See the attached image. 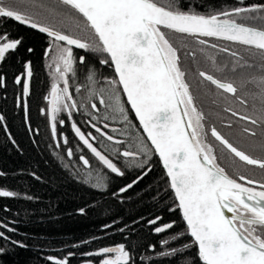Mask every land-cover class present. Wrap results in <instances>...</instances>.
<instances>
[{
    "label": "snow or ice",
    "instance_id": "obj_1",
    "mask_svg": "<svg viewBox=\"0 0 264 264\" xmlns=\"http://www.w3.org/2000/svg\"><path fill=\"white\" fill-rule=\"evenodd\" d=\"M60 6L72 11H65ZM252 13H261V16L249 15L248 19L264 20V4L202 14L196 4L186 3L185 0H168L167 6H161L157 0H0V28L11 20L50 38L45 54L51 61L48 68L53 70L51 74L54 82L47 97L53 136L57 134L60 113L66 112L71 118L73 110L82 106L87 110L83 102L78 104L70 91V77H76L77 63L84 65L86 60L85 56L77 59L73 47L96 54L100 64L114 67L118 79L106 80V87H101L99 91L93 88L89 96L98 97L99 105L108 110L103 116L105 121L115 120L116 115H119L121 123H125L129 122V115L121 96L122 91L150 146L140 138L136 143L137 151H113L131 162L140 161L135 164L138 168L144 167L141 154L149 159L153 153L158 155L201 264H264V181H256L239 173L238 178H233L217 162L216 150L207 139L205 115L197 108L195 97L185 79L186 72L181 67L180 48L184 45H174L164 30L190 37L222 39L264 52V29L247 26L236 19ZM198 43L205 45L207 42L200 39ZM21 46L22 38H10L6 29L0 31V65H4ZM209 46L217 47L215 44ZM27 51L31 53L33 49L28 48ZM221 51L228 49L222 48ZM231 54L236 55L235 52ZM191 55L194 57V53ZM208 59L213 60L210 56ZM199 75L232 97H237L241 88L252 83L241 81L238 86L204 71H200ZM32 76V63L26 61L24 74L17 76L14 81L17 85L24 81V98L30 94ZM86 79L92 85L98 82L94 75L86 74ZM3 86L5 77L0 74V87ZM258 86L259 93L253 94V108L259 115L256 118L241 115L239 118L264 130V77L259 80ZM75 91L79 93L81 88L77 87ZM239 103L244 105L246 101L239 99ZM24 106H27L26 99ZM90 107L96 112L101 111L97 103L90 102ZM232 115L236 116L237 113L233 111ZM4 119L0 115V122ZM59 123L63 124L64 121L60 120ZM92 127L112 144L125 143L102 131L96 124H92ZM71 128L104 168L115 176L125 175V171L113 159L90 142V139L95 141L96 136L91 133L86 136L75 121ZM104 128H109V125L105 123ZM243 131L251 136L257 135L248 128ZM210 134L234 157L264 170V159L246 154L215 127L210 128ZM63 142L68 143L67 137ZM259 147L264 151V144ZM67 156H73L71 149H68ZM80 159L85 168L92 167L88 159L83 156ZM147 171L143 175H147ZM3 175L0 172V176ZM143 175L120 191L127 192L143 179ZM88 177L93 179L91 172ZM94 179L95 187L105 186L103 176L97 175ZM16 196L14 191L0 190V197ZM172 227L170 223L155 231L160 233ZM0 229H5L0 231L2 264V258L10 253L8 245L18 248H25L26 245L6 234L16 230L5 222L0 221ZM179 251L171 249L161 255L175 256ZM88 255L102 257L100 264H130V253L124 245L105 247ZM48 259L51 264H69L67 259Z\"/></svg>",
    "mask_w": 264,
    "mask_h": 264
},
{
    "label": "trees",
    "instance_id": "obj_2",
    "mask_svg": "<svg viewBox=\"0 0 264 264\" xmlns=\"http://www.w3.org/2000/svg\"><path fill=\"white\" fill-rule=\"evenodd\" d=\"M157 2L161 6H167L168 0ZM185 2L196 4L202 14L264 4V0H243L242 3L241 0ZM60 7L65 11H72L64 6ZM249 15L260 17L261 13L244 14L242 18L236 19L264 29V20L248 19ZM4 29L10 33V38H22V46L4 65H0V74L5 77V86L0 87V115L5 118L0 122V172L5 174L0 176V190L17 193L15 198L0 197V221L14 228L15 232L6 234L23 242L26 247L8 245L10 253L2 258V264H51L48 257L67 259L69 264H100L102 257L88 253L119 245H124L129 251L130 264H201L170 190L168 177L156 154L153 153L150 159L141 154L144 167L138 168L135 164L140 161L131 162L113 151H137L136 143L140 138L150 146L122 91L121 96L129 115V122L125 123H121V117L116 114H113L116 115L115 120L105 121L103 116L108 110L99 105L98 97L89 96L93 88L99 91L101 87H106V80L117 79L114 68L100 64L96 54L73 47L74 56L77 59L85 56L86 60L84 65L77 63V75L70 77V91L78 104L83 102L87 110L84 106L79 107L73 110L71 118L66 112L58 115L57 133L68 139L67 144L61 142L57 148L59 154L66 159V163H63L51 150L53 135L47 112V97L54 82L51 74L53 70L48 68L50 57L45 54L50 38L11 20L6 21L0 31ZM164 31L174 45H184L180 48L181 67L186 72V82L189 83L195 102L204 113L209 126L215 127L246 154L264 159V151L259 147L264 144V130L239 118L241 115L253 118L259 115L253 108V94L259 93L258 82L264 77V52L226 41L241 47L240 53L261 56L260 62L246 61L237 54L233 56V52L209 46L225 40ZM200 39L207 43L199 44ZM28 48L33 51L29 53ZM209 56L215 63L208 59ZM26 61L32 63L33 76L30 94L24 98V81L21 85L14 81L17 76L24 74ZM233 68L236 70L233 71ZM200 71L210 73L222 81L234 82L238 86L241 81L252 83H247L246 88L238 91L237 97H232L204 80L199 75ZM86 74L94 75L98 82L92 85L87 81ZM77 87L81 88L79 93L75 91ZM238 98L244 99L246 104H240ZM90 102L97 103L101 111L92 110ZM233 111L237 113L236 116L232 115ZM60 120L64 123L60 124ZM73 121L85 135L92 133L96 136L93 143L125 171L123 177L115 176L104 168L83 145L71 128ZM105 123L109 128H104ZM92 124L102 127L125 143L112 144L97 133ZM244 128L255 131L257 135L251 136L243 131ZM112 129L118 131L114 132ZM210 140L218 156L217 162L227 161L222 167H225L229 175L238 178L239 173L256 181H264V170L234 157L211 134ZM68 149L72 150V157L67 156ZM81 156L89 160L92 166L90 169L83 166ZM149 168L151 171H147ZM145 171L147 175H143ZM89 172L92 173L91 180ZM97 175L105 178L104 187L94 186ZM141 175L143 179L127 192L120 191ZM170 223L173 224L172 228L160 233L155 231ZM164 241L168 243L165 244ZM185 245L189 247L186 248ZM171 249L180 251L175 256L161 255Z\"/></svg>",
    "mask_w": 264,
    "mask_h": 264
},
{
    "label": "rangeland",
    "instance_id": "obj_3",
    "mask_svg": "<svg viewBox=\"0 0 264 264\" xmlns=\"http://www.w3.org/2000/svg\"><path fill=\"white\" fill-rule=\"evenodd\" d=\"M63 85L61 84V87H62ZM50 94V93H49ZM49 96V95H48ZM47 112H48V116H49V120H50V124H51V114H50V105H49V103H47ZM58 119V118H57ZM205 123V122H204ZM205 127H206V130H208V137H207V139H208V142L209 143H211L212 144V142H211V140L209 139V134H210V126H207V124L205 123ZM53 135V134H52ZM91 135H92V133H91ZM87 136V135H86ZM64 136H59L58 135V133L56 134V136H53L52 138H51V150H52V152H53V154L61 161V162H63V163H66V159L61 155V154H59L60 152L58 151V146H57V143L59 142V145H60V143L61 142H63L64 141ZM90 139V138H89ZM91 140V139H90ZM213 145V144H212ZM224 162H227V161H223L222 160V162L221 161H219V164L221 165V166H224Z\"/></svg>",
    "mask_w": 264,
    "mask_h": 264
},
{
    "label": "flooded vegetation",
    "instance_id": "obj_4",
    "mask_svg": "<svg viewBox=\"0 0 264 264\" xmlns=\"http://www.w3.org/2000/svg\"><path fill=\"white\" fill-rule=\"evenodd\" d=\"M215 45H217V47L221 48V49L222 48H226V49H228L229 52H235L238 56L241 57L242 60L252 61V62H260V60H261V56L240 53L239 50L241 51L242 48L238 47V46H235L234 44H231L230 42L223 41V42H220V44H215ZM197 108L200 110V108L198 106H197ZM204 122L207 124V126H209V124H208L206 119H205ZM209 139H210V134H209Z\"/></svg>",
    "mask_w": 264,
    "mask_h": 264
},
{
    "label": "water",
    "instance_id": "obj_5",
    "mask_svg": "<svg viewBox=\"0 0 264 264\" xmlns=\"http://www.w3.org/2000/svg\"><path fill=\"white\" fill-rule=\"evenodd\" d=\"M241 23V22H240ZM242 24H245V23H242ZM245 25H247V26H252V25H249V24H245ZM252 27H255V26H252ZM255 28H257V29H262V28H259V27H255ZM114 68V67H113ZM207 74H210V73H207ZM210 75H212V74H210ZM215 77V76H214ZM215 78H217V77H215ZM117 79H118V77H117ZM218 79V78H217ZM207 81V80H206ZM222 81V80H221ZM209 82V81H208ZM211 83V82H210ZM125 96V98H126V95H124ZM126 100H127V98H126ZM129 107H130V109H131V106L129 105ZM132 111V110H131ZM132 113H133V115H134V117H135V114H134V111H132ZM137 120V122H138V124H139V121H138V119H136ZM97 126V125H96ZM140 126V125H139ZM97 127H99V128H101L102 129V131H104V132H106L102 127H100V126H97ZM141 130H142V128H141ZM142 132H143V130H142ZM107 133V132H106ZM109 134V133H108ZM110 135V134H109ZM145 135V137H146V134H144ZM115 139H120V138H117V137H115V136H113ZM90 142H92L93 143V141H91L90 140ZM149 143H150V141H149ZM94 144V143H93ZM94 146L95 147H97L95 144H94ZM86 147V146H85ZM87 148V147H86ZM98 148V147H97ZM98 150H100L99 148H98ZM90 151V150H89ZM157 157H158V155H156ZM159 158V157H158ZM161 162V161H160ZM161 165H162V162H161ZM162 168H163V165H162ZM163 170H164V172L166 173V170L163 168ZM231 176V175H230ZM233 177V176H232ZM233 178H235V177H233ZM168 181H169V178H168ZM242 182V181H241ZM243 183V182H242ZM169 187H170V183H169ZM170 190H171V188H170ZM171 192H172V195H173V197H174V199L176 200V198H175V196H174V193H173V191L171 190ZM177 202V201H176ZM178 203V202H177ZM178 211H179V213H180V215H181V217H182V213H181V211H180V209L178 208ZM183 219V218H182ZM183 222H184V225H185V227H186V229H187V225H186V222L183 220ZM165 225H167V224H165ZM165 225H163V226H165ZM162 226V227H163ZM189 237L192 239V237L189 235ZM195 248H196V246H195ZM196 252H197V248H196ZM197 258H198V256H197ZM86 264H90V263H86Z\"/></svg>",
    "mask_w": 264,
    "mask_h": 264
}]
</instances>
